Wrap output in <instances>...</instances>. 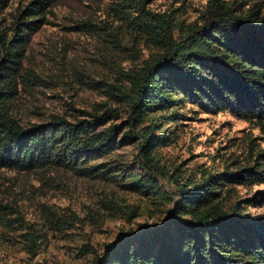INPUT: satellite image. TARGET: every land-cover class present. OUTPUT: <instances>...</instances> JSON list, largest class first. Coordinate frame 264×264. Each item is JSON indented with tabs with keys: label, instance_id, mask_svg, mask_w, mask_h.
<instances>
[{
	"label": "rangeland",
	"instance_id": "1",
	"mask_svg": "<svg viewBox=\"0 0 264 264\" xmlns=\"http://www.w3.org/2000/svg\"><path fill=\"white\" fill-rule=\"evenodd\" d=\"M139 1L58 0L54 4L47 23L33 35L24 61L35 79L15 100L14 114L22 123L47 124L53 116L91 121L94 113L112 107L116 116L100 123L98 130L121 125L117 139H122L129 129L130 108L125 99L112 96L110 84L123 83L126 75L143 68L158 51L130 21L139 20L140 12L135 10ZM225 1L236 2L244 11L257 5L264 12V0ZM28 2L12 0L0 16L1 23L10 24ZM209 2L146 0L145 8L151 14L164 13L185 28L203 21ZM177 111L183 114L179 120L160 117L163 127L155 134L169 138L167 145L154 150L152 161L140 155L137 140L132 139L96 158L94 164L111 168L108 177L89 178L64 169H0V205L8 206L4 214L11 219L0 225V264H95L96 257H106L107 246L121 232L162 222L178 199V183L264 162V130L256 121L229 112L208 113L191 103ZM144 181L152 182L150 192ZM231 187L232 199L243 204L264 193V183ZM244 213L264 216V200L246 205ZM30 228L40 229L44 236L37 254L25 247L23 235Z\"/></svg>",
	"mask_w": 264,
	"mask_h": 264
},
{
	"label": "trees",
	"instance_id": "2",
	"mask_svg": "<svg viewBox=\"0 0 264 264\" xmlns=\"http://www.w3.org/2000/svg\"><path fill=\"white\" fill-rule=\"evenodd\" d=\"M11 1L0 0V16ZM57 1L29 0L10 24L0 20V169H64L78 176L108 177L111 168L94 164L96 158L132 139L137 140L140 155L152 161L154 150L167 145L169 138L155 134L163 127L160 117L179 120L183 114L177 109L187 103L208 113L229 112L256 121L264 130V12L257 5L244 11L236 2L225 0H210L203 21L185 28L164 13L151 14L145 8L146 0L139 1L135 8L139 20L130 21L158 51L145 60L143 68L126 75L123 83L110 84L112 96L125 99L130 108L129 129L120 141L121 125L98 130L100 123L116 116L112 107L94 113L91 121L53 116L47 124L22 123L14 114L15 100L35 79L24 61L33 35L47 23ZM169 109H173L169 115L155 116ZM261 183L264 162L178 183V199L162 222L121 232L107 246L106 257H96L94 262L264 264V216L252 218L244 213L246 205L264 200V193L243 204L232 199L231 191V184ZM143 187L150 192L152 182L144 181ZM7 208L0 205V225L11 221L4 214ZM23 236L28 251L39 253L44 242L41 230L30 228Z\"/></svg>",
	"mask_w": 264,
	"mask_h": 264
}]
</instances>
